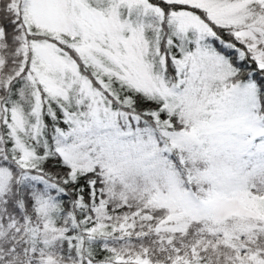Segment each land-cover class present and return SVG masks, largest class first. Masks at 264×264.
Segmentation results:
<instances>
[{
    "label": "snow or ice",
    "instance_id": "1",
    "mask_svg": "<svg viewBox=\"0 0 264 264\" xmlns=\"http://www.w3.org/2000/svg\"><path fill=\"white\" fill-rule=\"evenodd\" d=\"M0 264H264V0H0Z\"/></svg>",
    "mask_w": 264,
    "mask_h": 264
}]
</instances>
